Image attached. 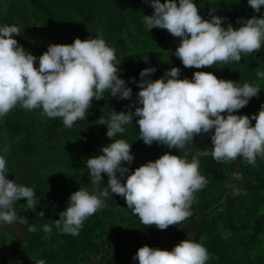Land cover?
<instances>
[{"label": "clouds", "instance_id": "clouds-1", "mask_svg": "<svg viewBox=\"0 0 264 264\" xmlns=\"http://www.w3.org/2000/svg\"><path fill=\"white\" fill-rule=\"evenodd\" d=\"M148 3L154 11L144 13L145 27L150 32L154 27L166 29L179 37L173 54L185 67L197 70L191 77L181 78V68L172 66L153 79L156 66L145 67L138 81L131 78L139 91L126 111H112L108 105L102 108L103 115L97 122L107 125L106 135L112 139L101 146L99 154L87 158L86 167L94 184L103 183L105 173L109 179L101 190H90L82 184L71 193L67 207L55 219L62 233L78 235L85 220L105 207V198L112 193L126 200L143 225L160 229L178 225L191 215L194 194L207 184L199 170L200 156L210 154L217 162L242 157L251 164L258 156L264 157V103L251 115L237 111L252 97H258L260 84H241L201 70L218 63L239 62L242 54L261 49L264 15L240 17L239 27L230 21L225 26L224 16L210 14L204 18L196 0ZM248 4L260 12L264 0H248ZM17 34H23L21 26L0 24V118L19 105L25 109L42 108L47 117H61L64 126L71 127L88 115L94 98L133 96L128 80L120 75L121 60L115 48L102 36H77L71 43L52 42L37 56L18 41ZM144 60L147 62L149 57L144 56ZM256 75L264 79V71ZM133 122L139 127V137L148 145L158 142L181 152L196 135L209 134L211 152L198 151L191 159L180 152H165L133 171L132 143L116 138ZM7 151V146L0 148V224L18 220L14 205L22 198L29 209L38 204L32 186L21 183L18 177L9 178ZM39 213L45 215L43 209ZM29 230L36 231L35 225ZM42 230L50 233L52 227L46 223ZM133 259L139 264H207L209 252L201 242L187 237L171 249L145 244ZM36 264L45 261L40 259Z\"/></svg>", "mask_w": 264, "mask_h": 264}, {"label": "rangeland", "instance_id": "rangeland-1", "mask_svg": "<svg viewBox=\"0 0 264 264\" xmlns=\"http://www.w3.org/2000/svg\"><path fill=\"white\" fill-rule=\"evenodd\" d=\"M45 1L54 12L62 16L68 25L81 19L74 0ZM196 2L203 16L205 12L218 8L226 18L225 26L230 21L234 26L239 27V24L229 16L232 7H245L250 17L264 15V6H261L260 12H256L248 4V0H196ZM122 9L121 17L124 19V25L120 35L110 30L111 14L118 13L115 4L111 2L97 8L98 13L92 25L75 34L71 42L77 36L82 39L95 35L102 36L110 46L115 48L117 58L121 60L120 75L128 82L132 77L139 76L143 68L153 65L157 68V71L151 74L153 79L162 76L172 66L181 68V78L193 75L197 69L185 67L180 58L172 52L178 46L180 38L173 35L165 37V29L159 27H154L150 32L143 24L144 13H153L145 1L138 4L130 1ZM4 23H15L21 26L23 34H17L16 38L26 49L34 52H44L52 42H67L63 24L42 13L29 0H0V24ZM144 56L149 57L147 62ZM38 64L39 62H36L37 67ZM229 64L243 73L256 77L264 88V79L256 75L257 71H264V46L253 54H242L241 61ZM221 65L224 63L204 66L201 70L215 73V67ZM105 95L107 96V93ZM106 105L109 106V110L120 111L118 98L111 96L98 100L94 98L88 115L86 114L83 118L89 127L91 125L89 130L92 138L87 135L88 126L81 123H78L79 127L54 128L53 121L59 117H47L42 108L25 109L17 105L10 110L6 116L0 118V148L8 147L5 156L10 172L9 178L18 177L19 181L25 184L26 170L32 168L38 171L54 182L57 189V201L62 206L67 204L71 193L82 184L90 190H99L104 184L106 185L109 179L106 173L103 174L104 184L96 185L91 181L86 167L87 158L99 154L101 146L110 143L112 139L106 135L107 125L97 122L103 115L102 108ZM14 112L23 115L30 142L37 149L33 156H25L20 152L16 138L10 132L8 120ZM116 138H124L130 144L132 143L131 151L134 154V161L130 166L138 167L150 160V150L143 145L144 140L141 137L123 133L118 134ZM205 142L210 153L212 149L210 135L209 142ZM208 156L207 164L199 161V170L207 178L206 200L204 201L201 197L193 199L191 215L183 222L195 217H204L208 220L204 222L205 229L198 240L209 252L207 264H224L225 262L207 247V241L214 233H220L229 243V252L237 260V264H264V203H260L258 209L254 211L250 201L254 191L248 187L252 182L259 180L260 160L257 159L255 164L250 165L242 157L227 162H217L210 154ZM236 173H239L238 177ZM262 175L264 176V173ZM14 207L18 220L13 224H0V264L26 243L25 218L22 216L24 204L18 201ZM130 218V210L124 205H118L113 215L104 220L95 231L93 248L79 255L76 263H101L103 259L114 253L116 233L129 223ZM44 237L49 249L61 253L64 243L61 238L51 233L45 234ZM187 237L194 239L192 234L184 239ZM101 251L104 252L103 255ZM42 255L43 251L35 252L23 258L21 263L27 264ZM49 264L53 262L50 261Z\"/></svg>", "mask_w": 264, "mask_h": 264}, {"label": "trees", "instance_id": "trees-1", "mask_svg": "<svg viewBox=\"0 0 264 264\" xmlns=\"http://www.w3.org/2000/svg\"><path fill=\"white\" fill-rule=\"evenodd\" d=\"M29 1L42 13L51 16L63 24L66 31L67 43H71L72 37L75 34L80 33L83 29L92 25L96 14L98 13L96 9H99L101 6L104 7V4L106 3H114L118 11L117 14H111V21L109 23V26L111 27L110 30L115 32L117 35H120L123 29L124 19L121 17L123 16L122 8L128 2L133 1L135 4H138L141 1H145L150 6L152 11H154L152 6L148 3V0H74L75 8L81 15V19L75 20L72 24L68 25L62 16L50 8L45 0ZM210 14L224 16L217 8L215 10L205 12L204 18H209ZM229 16L235 22H237L240 17H250L245 7H232ZM169 35L171 34L165 29L164 36L166 37ZM32 52L37 56L43 53ZM36 62L39 61L37 60ZM215 73L220 78L237 80V82L241 84L245 82L259 83L256 77L254 78L246 73H243L231 64L216 66ZM135 78L138 81L141 77L135 76ZM129 85L133 89V96L130 99H119L120 110L126 111L127 106L136 99V94L139 91L138 84L133 82L132 79L130 80ZM261 88L262 89L260 90L258 97H252L245 107L237 110L240 114L246 113L251 115L254 112H258L261 104L264 103V88L262 86ZM78 123L88 126L87 122L83 119L77 120L72 126L79 127L80 125ZM252 123L255 124V120H253ZM53 124L54 128L64 127L61 117L53 121ZM8 127L10 132L16 138L20 152L25 156L35 155L37 149L36 146L30 142L27 125L23 122V115L18 112L12 113L8 120ZM89 129L91 130V125L87 128V135H90L92 138ZM126 133L133 136H139L140 133L138 125H136L135 122L128 125L126 127L125 134ZM205 141L209 142V134H205L204 136L198 134L194 137V142H189L185 149L181 152L178 148H169L167 145L160 144L158 142H153L151 145L143 142V145L148 147L150 150V159L153 160L165 152H172L174 154H178L180 152V155L183 156L186 154L188 158L191 159L198 151H210L206 146ZM208 157V155L200 156L199 161L207 164ZM257 159L260 160L261 174H259L258 182H252L248 186L254 191L250 200L254 211L258 209V205L260 203H264V176L262 175V173H264V157L258 156ZM249 164L251 165V163ZM130 167L133 171L136 168L134 166ZM26 171L25 185L32 186L34 188L35 199L38 204L36 205V208L29 209L25 198H22L21 201L24 204L22 216L25 218L26 243L12 255L6 257L1 264H22L21 260L23 258L29 257L38 251H43V255L27 264H36V261L40 259H43L45 264H49L50 261H52L53 264H77L76 261L78 256L93 248L94 233L102 225L103 221L113 215L114 210L118 205H124L127 207L126 200L123 197L112 193V195L110 194L105 198L106 206L99 209L96 213L85 220L78 235L62 233L56 228L55 219H59V213L67 207V204L62 206V204L57 201V189L54 182L32 168H29ZM103 187L104 186H102L99 190L103 189ZM206 194L207 189L205 185L203 189L198 190L194 194V199L201 197V199L205 201ZM192 207L193 205L191 204V208ZM41 209H43L45 213L43 217L39 213ZM128 209L131 212V218L129 223L116 233V250L114 253L110 254L106 264H139V261L134 260L133 256L137 252L138 248L145 244L171 249L179 241L183 240L190 234H192L194 239L198 241L205 229L204 222L208 221L204 217H195L191 218L187 222L182 221L178 225H169L166 229H160L156 225H143L138 216L135 215L130 208ZM46 223L52 227V231L50 233L56 234L58 238H61L64 241L61 253L47 247L48 242L44 237L47 233L42 230V226ZM33 225H35L36 231L29 230V228ZM207 247L211 250V252L224 260V264H237V260L229 252V243L220 233H214L210 236L207 241Z\"/></svg>", "mask_w": 264, "mask_h": 264}, {"label": "built area", "instance_id": "built-area-1", "mask_svg": "<svg viewBox=\"0 0 264 264\" xmlns=\"http://www.w3.org/2000/svg\"><path fill=\"white\" fill-rule=\"evenodd\" d=\"M100 253H101V255L104 254V252H102V251ZM108 259H109V257L103 259L101 263H96V264H106Z\"/></svg>", "mask_w": 264, "mask_h": 264}]
</instances>
